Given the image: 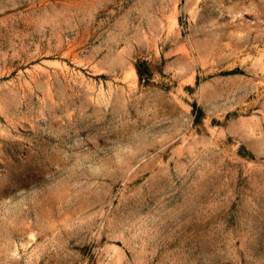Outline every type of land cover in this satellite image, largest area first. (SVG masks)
I'll use <instances>...</instances> for the list:
<instances>
[{
	"label": "rangeland",
	"instance_id": "1",
	"mask_svg": "<svg viewBox=\"0 0 264 264\" xmlns=\"http://www.w3.org/2000/svg\"><path fill=\"white\" fill-rule=\"evenodd\" d=\"M0 264H264V0H0Z\"/></svg>",
	"mask_w": 264,
	"mask_h": 264
}]
</instances>
